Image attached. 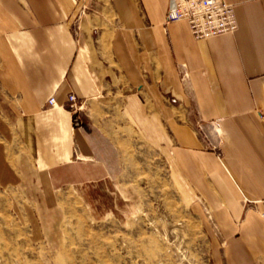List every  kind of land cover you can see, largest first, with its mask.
<instances>
[{"label": "crops", "instance_id": "1", "mask_svg": "<svg viewBox=\"0 0 264 264\" xmlns=\"http://www.w3.org/2000/svg\"><path fill=\"white\" fill-rule=\"evenodd\" d=\"M226 1L238 30L196 40L187 22L166 24L170 0H0V192L49 206L74 193L95 219L126 221L138 143L203 216L214 264H264V218L233 220L238 189L264 200V0ZM72 92L76 114L46 106Z\"/></svg>", "mask_w": 264, "mask_h": 264}, {"label": "rangeland", "instance_id": "2", "mask_svg": "<svg viewBox=\"0 0 264 264\" xmlns=\"http://www.w3.org/2000/svg\"><path fill=\"white\" fill-rule=\"evenodd\" d=\"M130 159L125 179L137 208L126 221L95 219L74 193H57L49 206L43 193L0 192V264H214L204 218L174 186L166 161L138 143ZM237 191V226L252 210L264 218V200Z\"/></svg>", "mask_w": 264, "mask_h": 264}, {"label": "built area", "instance_id": "3", "mask_svg": "<svg viewBox=\"0 0 264 264\" xmlns=\"http://www.w3.org/2000/svg\"><path fill=\"white\" fill-rule=\"evenodd\" d=\"M182 21L188 23L196 40H207L225 33L234 34L239 28L235 6L226 0H170L166 24ZM46 106L65 107L76 114L82 110L84 101L72 92L63 104L55 96H51ZM199 133L205 146L211 148V138L220 133L218 121L199 124Z\"/></svg>", "mask_w": 264, "mask_h": 264}]
</instances>
